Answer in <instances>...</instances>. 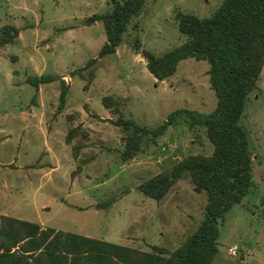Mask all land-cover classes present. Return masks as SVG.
<instances>
[{
  "label": "rangeland",
  "instance_id": "rangeland-1",
  "mask_svg": "<svg viewBox=\"0 0 264 264\" xmlns=\"http://www.w3.org/2000/svg\"><path fill=\"white\" fill-rule=\"evenodd\" d=\"M10 1L25 8L13 11L24 34L21 42L0 50V215L42 219L55 229L142 251L152 252L155 245L169 250L180 247L204 220L207 193L197 192L188 176L160 201L137 187L160 173H170L185 158L212 155L214 146L206 129L191 125L184 116L156 141L146 137L141 152L124 163L121 152L127 134L114 125L119 115L101 118L109 114L102 99L112 96L121 115L148 128L165 123L178 109L199 113L215 109L208 62L183 60L175 75L159 82L141 52L163 55L182 45L186 37L176 14L209 17L224 0H147L117 52L98 59L83 75L73 72L97 59L107 42L104 23L90 20L109 12L113 0ZM1 3L7 6L6 1ZM38 20V29H33ZM39 50L49 60L48 74L59 72L67 78L70 105L92 113L94 131L82 127L83 134L77 136L82 138L78 144L94 147L93 152L87 151L85 163L75 158L74 146L66 143L71 122L51 120L50 112L61 111L56 107L60 81L45 85L42 96L24 81L40 72L28 64L30 55ZM41 100L37 115L26 116ZM241 125L249 133L254 155V186L221 222L220 253L214 264H264V69ZM78 148L79 154L82 147ZM110 199L112 205L104 207ZM45 204L48 209H43ZM233 246L239 248L235 257L229 255Z\"/></svg>",
  "mask_w": 264,
  "mask_h": 264
},
{
  "label": "trees",
  "instance_id": "trees-1",
  "mask_svg": "<svg viewBox=\"0 0 264 264\" xmlns=\"http://www.w3.org/2000/svg\"><path fill=\"white\" fill-rule=\"evenodd\" d=\"M146 3L147 0H113L109 12L93 17L94 21L104 23L107 42L97 59L89 60L73 75H83L98 59L115 54ZM175 18L186 41L163 55L142 50L147 68L156 80L163 82L176 74L183 60L194 58L208 62L210 86L217 97L215 109L209 113L178 109L165 123L148 128L121 115L119 103L112 96H105L102 102L106 109L119 115L114 125L127 134L121 152L124 163L141 152L146 137L156 141L184 116L191 125L206 129L214 146L212 155L185 158L170 173H160L137 187L145 196L160 201L178 180L188 176L197 192L205 191L208 195L205 218L200 226L175 250L155 245L148 252L1 216L0 264H214L220 253L221 222L254 186V155L249 133L241 120L250 95L259 87L264 69V0H224L209 17L178 12ZM19 36L16 26L4 25L0 29V47L14 45ZM56 81L61 85L58 107L62 110L70 94V85L64 77L42 74L26 79L37 90ZM82 134V126L70 129L67 143ZM73 150L78 159L80 149ZM112 203L110 199L103 205L109 207Z\"/></svg>",
  "mask_w": 264,
  "mask_h": 264
},
{
  "label": "crops",
  "instance_id": "crops-1",
  "mask_svg": "<svg viewBox=\"0 0 264 264\" xmlns=\"http://www.w3.org/2000/svg\"><path fill=\"white\" fill-rule=\"evenodd\" d=\"M7 2V6H5L4 3H1L0 4V29L1 27H3L4 25H7V24H10V25H14L16 26L19 30H20V36H19V39L17 40V43L21 42L22 41V35L24 34V31H22L20 29V26L19 24L16 22V16L13 15V11L15 12H21V11H25V8L23 6H21L20 4H17V3H14V2H11L10 0H4ZM41 21L38 20L37 21V24L34 26L33 29H38V26L40 25ZM36 35L37 39L40 40V34H38V32H34L33 36ZM32 36V37H33ZM7 46L5 47H0V50H3L5 49ZM47 50H50V46H47L46 48ZM28 64H29V67L34 71L35 69H39L40 72H33L34 76H41L42 74H48V69H49V60L47 59L46 55L41 52L39 50L36 51L34 53V55H30V57L28 58ZM30 69V70H31ZM15 71V70H14ZM13 71V72H14ZM14 74V73H13ZM53 74L55 75H58V76H61V77H64V79H67L62 73H59V72H54ZM27 79V76L25 77L24 81H26ZM56 83H58V81L56 82H53V83H49V84H45V85H56ZM45 85H41L39 90H37V95L39 96H42V93H43V89H44V86ZM58 96H60V93L58 94ZM40 100V99H39ZM44 101H40L38 102L37 106L34 108V109H31L27 114L26 116L28 117H33V115H37V111L38 109H40L41 106H43V104H40V103H43ZM59 105V103L56 104V107ZM85 106V104H84ZM36 109V110H35ZM58 110H54V112H50L52 114L51 116V120L53 122L55 121H58L60 118L62 119H65L67 122H71L72 124V128H75V127H78L80 126L81 124L80 123H83L84 119H85V124L82 126V127H85L91 131H94V128L92 127V113L91 111H87L85 110V108H82V109H78V108H74L70 105V103L67 101L65 107L57 112ZM107 111H109V114H107L106 116H101L102 119H109L111 120L112 117L111 115L113 114L112 111L110 109H107ZM57 115V116H56ZM45 116V115H44ZM44 116H40V122L43 121V118ZM46 117H47V114H46ZM70 119V121L68 120ZM81 120V121H80ZM87 120V121H86ZM68 134V133H67ZM91 135H93V132H91ZM67 138V136H66ZM81 136L80 137H75L71 143H66L68 145H72L75 147H82L80 153L78 154L79 155V160H84L86 159L85 158V155L87 154V151H94V147L91 146V148H87L86 146L87 145H84V144H78L80 143L81 141ZM77 145V146H76ZM73 148V149H74ZM92 157H94V155H91ZM15 165V163L13 164ZM58 167H53V170L56 171ZM48 209V204H45L43 205V209ZM1 216H7V215H0V218ZM11 217H14V218H17V219H22L21 217H17L15 215L11 216ZM24 220V219H22ZM26 220V219H25ZM28 221V220H27ZM31 222H35V223H38L39 225H41L43 228H47L49 227L47 225V222L45 220H35V221H31ZM59 230V229H57ZM0 252H1V248H0Z\"/></svg>",
  "mask_w": 264,
  "mask_h": 264
},
{
  "label": "built area",
  "instance_id": "built-area-1",
  "mask_svg": "<svg viewBox=\"0 0 264 264\" xmlns=\"http://www.w3.org/2000/svg\"><path fill=\"white\" fill-rule=\"evenodd\" d=\"M238 251H239L238 246H233L232 248L229 249V255L231 257H235V256H237Z\"/></svg>",
  "mask_w": 264,
  "mask_h": 264
},
{
  "label": "water",
  "instance_id": "water-1",
  "mask_svg": "<svg viewBox=\"0 0 264 264\" xmlns=\"http://www.w3.org/2000/svg\"><path fill=\"white\" fill-rule=\"evenodd\" d=\"M92 21H94V19H93V18H91L90 22H92Z\"/></svg>",
  "mask_w": 264,
  "mask_h": 264
}]
</instances>
